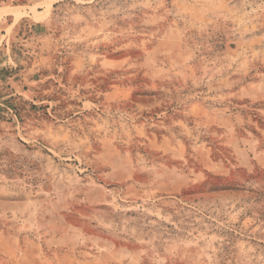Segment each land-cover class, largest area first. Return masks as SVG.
I'll return each mask as SVG.
<instances>
[{"label":"rangeland","instance_id":"obj_1","mask_svg":"<svg viewBox=\"0 0 264 264\" xmlns=\"http://www.w3.org/2000/svg\"><path fill=\"white\" fill-rule=\"evenodd\" d=\"M4 8L0 264H264V0Z\"/></svg>","mask_w":264,"mask_h":264},{"label":"bare ground","instance_id":"obj_2","mask_svg":"<svg viewBox=\"0 0 264 264\" xmlns=\"http://www.w3.org/2000/svg\"><path fill=\"white\" fill-rule=\"evenodd\" d=\"M9 11L7 9H0V17L4 16L6 13H8ZM13 14H17V12H15V10L13 11Z\"/></svg>","mask_w":264,"mask_h":264}]
</instances>
